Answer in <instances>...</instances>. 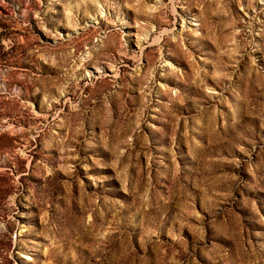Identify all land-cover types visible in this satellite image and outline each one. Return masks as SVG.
Listing matches in <instances>:
<instances>
[{"label": "rangeland", "instance_id": "rangeland-1", "mask_svg": "<svg viewBox=\"0 0 264 264\" xmlns=\"http://www.w3.org/2000/svg\"><path fill=\"white\" fill-rule=\"evenodd\" d=\"M0 264H264V0H0Z\"/></svg>", "mask_w": 264, "mask_h": 264}]
</instances>
